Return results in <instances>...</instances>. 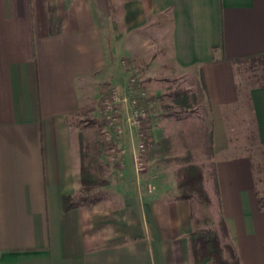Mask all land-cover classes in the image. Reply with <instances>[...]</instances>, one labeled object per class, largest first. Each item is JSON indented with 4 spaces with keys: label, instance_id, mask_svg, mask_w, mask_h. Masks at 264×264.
<instances>
[{
    "label": "crops",
    "instance_id": "obj_1",
    "mask_svg": "<svg viewBox=\"0 0 264 264\" xmlns=\"http://www.w3.org/2000/svg\"><path fill=\"white\" fill-rule=\"evenodd\" d=\"M113 16L123 18L126 53L159 47L166 74L202 70L228 241L239 264H264V210L223 118L238 101L231 60L264 53V0H0V264L192 263L193 204L177 200L175 187L146 195L128 159L100 200L62 209L80 187L70 119L111 77ZM248 95L264 144V86Z\"/></svg>",
    "mask_w": 264,
    "mask_h": 264
},
{
    "label": "rangeland",
    "instance_id": "obj_2",
    "mask_svg": "<svg viewBox=\"0 0 264 264\" xmlns=\"http://www.w3.org/2000/svg\"><path fill=\"white\" fill-rule=\"evenodd\" d=\"M109 21L107 44L111 77L100 84L96 98L70 119L82 135L84 146L89 145L90 156L97 159L93 175L98 182L107 181L109 174L119 173L128 159L134 173L143 174L141 186L146 195H154L159 188L165 190V195L172 196L178 171L189 158L190 163L202 168L205 190L214 201L209 178L211 159L207 158L204 141L205 129L211 122L213 129V115L199 72L166 74L169 67L159 47L142 48L140 44L126 53L123 18L113 16ZM130 44L136 47L134 41ZM235 80L238 101L224 111L225 133L231 154L249 158L256 200L259 197L264 201V144L256 137L248 95L250 88L264 86V59L238 65ZM176 95L180 100L183 98L182 103L187 102L186 107L178 104L180 100H176ZM136 113L143 115L139 123H136ZM134 134L137 140L133 143ZM159 138L167 143L164 153L158 150ZM139 145L143 146L142 151ZM133 147L135 150L131 153ZM214 150L213 131L212 161ZM134 157L139 159L134 160ZM136 161H141V173L135 170ZM103 188L97 185L90 193L79 194L76 198L100 200ZM175 193L177 195L176 188ZM191 203L193 230L218 231V223L214 222V219L218 222L219 216L215 202L209 207L196 201ZM222 243L230 242L222 240Z\"/></svg>",
    "mask_w": 264,
    "mask_h": 264
},
{
    "label": "trees",
    "instance_id": "obj_3",
    "mask_svg": "<svg viewBox=\"0 0 264 264\" xmlns=\"http://www.w3.org/2000/svg\"><path fill=\"white\" fill-rule=\"evenodd\" d=\"M262 59H264V53L232 59L231 63L237 67L238 65L242 64H253L256 61H261ZM199 79L206 96V85L202 70H199ZM182 99L180 100L179 95H176V100H180L178 104L186 107L187 102L182 103ZM78 138L80 154L79 194H88L95 188V186L99 185L104 187L107 186L108 182L105 179L99 182L96 180L92 170L94 169L93 166H95L97 163V159L93 156H90V147L88 144L84 146L82 135L80 133L78 134ZM204 141L207 158L211 159L209 178L211 181V190L214 196V201L204 188L202 168L190 163L189 158H186L185 164L178 171L175 185L178 200H188L190 202L196 201L198 204L205 207H209L213 202H215L219 213L217 222L218 231H214L210 228H197L188 235V244L192 258V264H239L234 247L230 243H222V240H228V229L222 216L216 165L214 161H212L214 155L212 122L210 123V127L205 129ZM158 143L160 145L158 150L161 153H164L167 148L166 141L162 138H159ZM98 200L99 199H88L86 197L77 199L76 197L63 196L62 209L64 212H67L79 205L95 203ZM257 204L259 209L264 210L263 199L257 197ZM191 218H194L192 213ZM210 224L212 223L210 222Z\"/></svg>",
    "mask_w": 264,
    "mask_h": 264
},
{
    "label": "built area",
    "instance_id": "obj_4",
    "mask_svg": "<svg viewBox=\"0 0 264 264\" xmlns=\"http://www.w3.org/2000/svg\"><path fill=\"white\" fill-rule=\"evenodd\" d=\"M137 114V113H136ZM142 114H143V112H142ZM143 115H139V114H137L136 115V123H139V121H140V119L139 118H141ZM142 145H139V149L141 150L142 149ZM142 151V150H141ZM138 160L139 158L138 157H134V160ZM135 165V170H136V172L137 173H141L142 171L141 170H143L142 169V164H141V161H136V164H134Z\"/></svg>",
    "mask_w": 264,
    "mask_h": 264
}]
</instances>
